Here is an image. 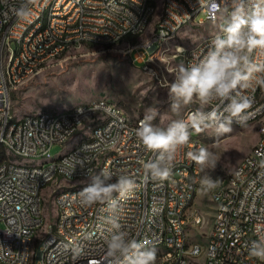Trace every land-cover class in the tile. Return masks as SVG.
Here are the masks:
<instances>
[{"label":"built area","instance_id":"1","mask_svg":"<svg viewBox=\"0 0 264 264\" xmlns=\"http://www.w3.org/2000/svg\"><path fill=\"white\" fill-rule=\"evenodd\" d=\"M1 1L0 118L12 114V92L27 82L26 73H38V62L47 60V52L62 50L63 55L72 41L92 45L84 43V35L105 38L109 49V44L117 45L138 31L155 27L150 41L131 47L143 49L138 52L143 59L162 37L173 39L186 25L218 26L191 47H175L187 65L206 54L219 32V17L231 11V0H30L31 15L21 19L16 10L25 0ZM149 11H158V18L149 19ZM13 41H21V52H13ZM253 59L264 63V54L255 52ZM8 79H15V86L1 92L2 81ZM238 91L250 98L251 106L243 122L233 125L260 121L258 130H264V87L253 81L251 87ZM218 105L214 101L204 111ZM194 111L184 112L181 119L186 120ZM101 115H109V125L89 135L88 144L80 145L63 160H55L53 167H32L33 158H51L53 145L65 144L72 132L85 133V125L101 119ZM79 116H86V123H79ZM142 117H130L120 106L104 105L101 98H94L82 102V108L74 113H65L64 108L35 111L23 114L21 125L0 126L6 155L0 162V264H107V202L86 207L72 186L63 188L60 226L43 230L38 200L40 185L52 172L84 175V188L104 169L114 173L113 182L121 174L136 182L130 195L113 193L112 197L119 204L118 221L129 237L146 247L150 241L172 242L167 254L156 252L155 264H184V257L189 256H183V249H200L202 244H210V255L191 262L264 264L248 254L250 242L264 235V141L256 142L239 161L238 173H230L229 191L220 192V179L208 190L214 205L212 225L205 243L194 242L187 226L201 229L206 217H195V211L188 210L202 188L199 181L205 173L188 153L203 147V143L197 136H190L177 153L169 176L152 178L146 175L144 166L155 159V154L147 151L135 135ZM14 161H21V168H14ZM54 229L62 230V238L54 237ZM27 234H34V241H27ZM78 248L83 255L74 258Z\"/></svg>","mask_w":264,"mask_h":264},{"label":"clouds","instance_id":"2","mask_svg":"<svg viewBox=\"0 0 264 264\" xmlns=\"http://www.w3.org/2000/svg\"><path fill=\"white\" fill-rule=\"evenodd\" d=\"M29 3L30 0H25L17 8L18 18L31 15ZM255 52L264 54V0H231V11L219 17V32L212 38L206 54L195 62L177 66L173 70L174 80L162 84L168 90L173 115L179 116L184 107L194 102L201 107L189 113L185 120L171 119L153 105L145 109L139 120L135 135L147 151L155 154V159L144 166L146 175L161 180L169 176L177 153L190 140V130L200 133L212 128L217 136H223L233 131L234 122H243L251 100L238 89L251 87L253 81L264 87V63L254 61ZM214 101L219 102L218 107L204 111ZM157 117L162 122L165 119L169 122L166 126H159L154 123ZM188 156L205 173L199 181L201 187L205 190L215 188L219 179L214 180L209 174L219 161L215 153L207 147H200L189 152ZM113 176V172L104 169L91 177L90 183L79 193L83 206L108 203L107 264H155V249L131 239L122 229L116 215L119 204L112 199L113 193L121 197L130 195L136 182L126 174L117 176L113 182ZM248 254L264 261V235L250 242ZM82 255V249L74 250V258Z\"/></svg>","mask_w":264,"mask_h":264},{"label":"rangeland","instance_id":"3","mask_svg":"<svg viewBox=\"0 0 264 264\" xmlns=\"http://www.w3.org/2000/svg\"><path fill=\"white\" fill-rule=\"evenodd\" d=\"M157 17L158 11L151 19L155 20ZM151 29L152 27H148L142 35L126 39L109 49L96 44L71 47L63 55L60 54L49 61L37 74L12 92L14 114L21 116L35 111H58L62 108L67 110L82 102L101 98L120 106L133 118L143 116L146 108L155 105L161 114L166 113L171 119H181L187 106L181 110L179 116L173 115L170 112L168 90L162 86L174 80L173 70L183 64L182 57L176 53L175 47H191L217 30L218 26L210 23L186 25L173 39L162 42L157 49L149 51L142 59L138 52L143 49L138 48L136 51L131 47L135 43L148 40ZM168 122V119L162 122L159 117L154 121L159 126H166ZM259 122L254 121L243 126L232 125L233 131L223 136H217L212 128L200 133L191 130L190 136L200 138L203 147H207L219 158L215 169L209 170L210 175L222 176L232 172L258 140ZM90 132L91 128L86 129L85 133L77 132L66 146L53 145L50 149L51 158H33L32 163H47L53 158L67 154L83 138L89 136ZM14 163L21 164V161ZM57 180L55 178L41 191L44 226L53 222L57 214L53 188H68L84 182L65 178L59 182ZM47 196H50V199H47ZM192 208L206 218L201 229L188 225L189 235L194 242L205 243L214 211L208 190L198 189ZM205 245L202 244V247ZM199 260L201 256L193 261Z\"/></svg>","mask_w":264,"mask_h":264},{"label":"bare ground","instance_id":"4","mask_svg":"<svg viewBox=\"0 0 264 264\" xmlns=\"http://www.w3.org/2000/svg\"><path fill=\"white\" fill-rule=\"evenodd\" d=\"M156 11H149V19L152 18ZM0 16H2V1L0 0ZM158 18V17H157ZM146 30V29H145ZM144 30V31H145ZM144 31H138L137 34L134 36L137 37L139 35H142ZM155 34V27H152L151 31L149 32V38L146 41H150L151 37ZM171 40V36H164L162 37L161 42L156 43L154 45V50L159 47V45L164 42ZM146 41L142 42L145 43ZM84 43H92L96 45H100L102 47H106V39L105 38H92V35H84ZM80 42L79 41H72L71 42V47L79 46ZM115 44H109V47L113 46ZM0 50H1V42H0ZM13 52H21V41H13ZM62 54V50H53L50 52H47V60L46 61H39L38 62V71L42 67H44L49 61L55 59L56 57L60 56ZM35 73H26L25 74V81L30 79ZM9 86H15V79H8V81H2L1 83V92H8L9 91ZM104 101V105H116L114 103ZM199 103L194 102L190 104L186 109L185 112H190L193 110H197L199 108ZM209 106H212L209 105ZM76 108H82V103L77 104L67 110H64L65 113H74L76 111ZM23 122V116L17 117L13 110L12 114L10 116H6L5 118H0V126H8L11 124L14 125H21ZM79 123H86V116H79ZM109 125V115H101V119H96L93 122L87 123L85 125V130L91 128L90 135H94L96 131H99L101 128H107ZM259 131V138L256 142H262L264 141V130H258ZM191 132V130H190ZM77 132H72L70 135V138L65 142V144H62V146H66V144L73 138V136ZM83 133V132H82ZM202 142V141H201ZM89 143V136L86 138H83L71 151H69L65 155H60L57 158H53L50 161H47V163L41 162V164H33L32 167H53L55 165V160H63L64 157L70 156L73 154L76 150L77 147L80 145H86ZM0 144H1V137H0ZM239 164V163H238ZM14 168H21V164L14 163ZM230 173H238V165L235 166V168L232 170ZM230 173L227 175H211L212 177H218L220 179L221 183L220 184V192H227L229 191V183H230ZM204 176V174H201V177ZM57 178L58 182L60 179H69V180H82L84 181V175L81 174H74V175H65V174H60V172H52L51 177L48 180H45L42 182L40 185V191L38 193V200H39V212H42V198H41V191L42 189L50 182H53V180ZM56 181V182H57ZM84 182H81L80 184H77L73 187V193H80L81 190L83 189V184ZM59 184V183H57ZM58 187V188H57ZM53 188V197L56 202V207H57V214L53 222L47 223L45 226L43 224L44 217L42 215V229L43 230H51V228H58L60 226V217H61V209L59 208V200L62 199L63 195V188H66L64 186H57ZM69 188V187H68ZM209 193V198L212 199V192ZM195 217H202V214L198 211H195ZM54 237L55 238H62V230L61 229H54ZM27 241H34V234H27ZM147 248H152L155 249L158 254H167V252H170L172 249V242H157V241H150L147 242ZM210 255V244H206L205 247H202L200 249H195V250H190V249H183V256H189V257H184V264H196L193 261L195 258L198 256H201V259H207L208 256Z\"/></svg>","mask_w":264,"mask_h":264},{"label":"trees","instance_id":"5","mask_svg":"<svg viewBox=\"0 0 264 264\" xmlns=\"http://www.w3.org/2000/svg\"><path fill=\"white\" fill-rule=\"evenodd\" d=\"M134 37H128V38H134ZM4 159H6L4 147L3 145L0 144V162L3 161Z\"/></svg>","mask_w":264,"mask_h":264},{"label":"crops","instance_id":"6","mask_svg":"<svg viewBox=\"0 0 264 264\" xmlns=\"http://www.w3.org/2000/svg\"><path fill=\"white\" fill-rule=\"evenodd\" d=\"M159 46H160V45H159ZM188 106H189V105H188ZM188 106H187V107H188ZM187 107H186V108H187ZM21 116H23V115H21ZM17 117H20V116H17ZM194 200H195V198H194ZM194 200H193V202H194ZM193 202H192V205H193ZM192 205H191V207L189 208L188 212H190V211H196L195 209L192 208Z\"/></svg>","mask_w":264,"mask_h":264}]
</instances>
